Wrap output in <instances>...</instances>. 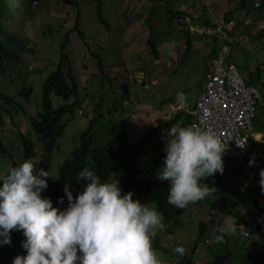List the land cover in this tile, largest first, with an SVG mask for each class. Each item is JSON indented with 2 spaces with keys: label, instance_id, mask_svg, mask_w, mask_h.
Instances as JSON below:
<instances>
[{
  "label": "rangeland",
  "instance_id": "obj_1",
  "mask_svg": "<svg viewBox=\"0 0 264 264\" xmlns=\"http://www.w3.org/2000/svg\"><path fill=\"white\" fill-rule=\"evenodd\" d=\"M75 1L78 2L77 8L64 4L62 0H51L39 4L35 3L31 10H28L26 6L22 7L23 11L27 13L26 18L28 21L22 25L21 29L26 39L29 38L31 41H34L32 46L33 55H26L21 76L11 74L10 72H7L6 76H0V90L6 91V97L9 98L10 96V98L14 99V105L7 107L10 112H0L3 117L2 124L0 125V141H2L7 149V154H0V180L4 177L3 175L7 174L9 167L19 166L26 158L25 148L21 142V134L26 135L31 141H34L33 150L38 157L37 162H39L40 156L44 151V144H41L37 140L31 128L30 121L31 119H36L38 113L41 112L42 85L47 74L53 72L59 64V39L60 37L63 39V35L65 34H69V42L65 53L70 63H72L74 78L80 85H87L88 88L93 87L96 91L93 93V98L98 99L101 95H105L106 102L117 100L113 98V94L106 93L109 90V86L105 87L107 90L103 87V83L109 82L108 78L111 77L116 79L118 86L115 87V92L122 94L125 100L131 95L135 100V103L132 105H139L136 109H133L129 105V102H124L127 108H131V110H127H130L133 115V118L129 121L133 123V126L124 127V130H126L128 141L136 138V142H133L135 144L140 142V132L144 138L148 131L156 126L157 118L162 115H167L168 112L164 111V109L170 103L176 102L175 96L178 91L185 93L187 97L186 102H189L191 106L195 105L197 96L203 91L202 78L209 64V60L207 61L209 51L205 47V44L195 42L190 54L184 60H176L174 63L172 61L170 63L164 62L165 60L170 61L168 51L170 52L173 47L183 43V30L178 21L177 23L173 22L168 25L159 24V33L161 34L157 39L162 40L163 37L167 39L156 43L157 50L163 59L157 65V62L154 63L155 58L148 44L150 33L144 25L148 9L143 8V1ZM98 1L101 2L103 18L106 19L108 28L97 20ZM157 1L159 2L160 0ZM166 1L170 4L169 8L174 14L182 10L181 7L184 6L190 7L188 10L190 16L195 15L196 17L199 16V12L203 7L208 10L211 9L208 12L214 13L215 16H221L225 11V7L221 4L220 0H203L205 2L204 6L202 0ZM196 2L201 6L195 4ZM228 2L231 3L232 0H228ZM158 10L163 11L160 6H156V11ZM261 13L264 14V9ZM15 20L17 26V23L20 21V16L15 17ZM76 23L77 27L75 28ZM154 23L155 25L158 24L156 21ZM78 25L79 32H82L80 34H85L86 39L78 37ZM14 29V36L20 38L22 33L19 29L15 27ZM50 29L52 30L51 34H49ZM243 34L249 38V41L241 45V47L238 45L230 47L228 61L233 64L235 63L239 74L245 77V80H252L260 86L264 102V29H260L257 26L255 29V34H259L257 38H250L248 34ZM219 44L220 41L217 47H219ZM182 52L184 54L185 51H181L180 55ZM95 54L97 57L93 56ZM99 58L104 60L103 73H101L96 65ZM117 63H123V67L114 69ZM171 64H174L173 68ZM141 68L143 71L139 73H143V79L147 87H143L140 84V79L136 78V71ZM124 72L131 73L132 76H127ZM10 75L14 77L13 85L11 84V80H9ZM153 79L157 80L155 86L150 84ZM30 87L33 89L31 98H24L20 93ZM89 96L82 93L80 100L82 102L89 100ZM55 102L56 100H54V105L56 106ZM87 112L88 110H86L83 117L78 115L77 110L75 117L72 119L73 121L70 123V129L67 132V140L61 144L60 149L58 147L59 150L52 156L51 166L48 172L51 177L47 178L48 187L58 177V169L63 165V161L70 157L72 151L80 142L77 137L80 133L79 130L82 128L84 130L85 128L81 122L85 121ZM257 112L259 111L257 110ZM260 116L262 117L259 120L254 121V128L255 132L260 131L264 135V109ZM78 121H81V124ZM153 136L151 135V138ZM152 140L154 139L152 138ZM252 144L253 146L256 144H264V140L260 143H255L252 140ZM11 156L12 160L10 158ZM254 160L255 163H259L256 158ZM2 168L5 169V173L2 172ZM259 179L260 177L258 175L253 176L252 180L257 181L251 182L249 190L240 192L243 195H238V198L231 203L212 202L208 205L207 199L205 198L202 201L189 204L187 211L182 216H177L173 220L167 221V223L162 219L161 226L155 229V232L159 236L161 244L167 246L168 253L158 250L155 246V239H152V246L161 264H177V256L179 255L173 251L177 246H182L185 250L182 263H187L186 260L192 259L193 262H197L202 257L200 255L201 253L194 255V257L191 254L197 241L200 244V252L205 247L203 242L206 239V235L201 239L199 238V224L204 219V212L210 206L217 209L220 219L226 228L230 227V223H232V218L230 217L233 216V212L241 221L249 222L253 225L256 224L259 221L258 207H264V193L261 191ZM220 180L221 187L227 189H235L234 186L237 185L236 181L239 180L241 182V179H238V176L233 173H229L227 176L220 178ZM225 194L228 195V192L225 191ZM150 206L156 209V205ZM207 222L208 224L210 223L208 216ZM209 227L215 228L213 226ZM234 234H228L231 237V239H228V250L232 251L234 247H237V252L228 264H246L244 260L250 258H253L256 263L260 262L262 260L260 257L261 254L256 249L258 244H255L258 238L253 237L246 242L235 243L232 240ZM222 241L226 243V240ZM215 247L221 251L227 250V248ZM213 249L216 251L215 248ZM206 250L207 248L205 247ZM174 254L177 256H174Z\"/></svg>",
  "mask_w": 264,
  "mask_h": 264
},
{
  "label": "trees",
  "instance_id": "obj_2",
  "mask_svg": "<svg viewBox=\"0 0 264 264\" xmlns=\"http://www.w3.org/2000/svg\"><path fill=\"white\" fill-rule=\"evenodd\" d=\"M46 1L51 0H0V76H6L7 72H10L11 74H17L19 76H21V74L23 73L21 70L23 67V63L26 61V55H33L32 46L34 44V41H31L29 38L26 39V37L23 35L24 33L21 27L25 22L28 21V19L26 18L27 13L23 11L22 7L26 6L28 10H31L32 6L35 3L39 4ZM140 1H143V8L148 9L144 25L148 28L150 33L148 44L155 58L154 63L157 62L158 65L159 61L163 60L157 50L156 43L167 39L166 37H163L162 40L157 39L161 34L159 33V24L168 25L173 22L177 23V21L181 25L183 30V43L181 45L178 44L173 47V49H171L172 52L170 50V61L165 60V63H170L171 61L174 63L176 62V60H184V58H186L188 54H190L195 42L205 44V47H207V50L209 51L207 61L217 55V52L219 50V47H217L219 38L217 36L209 37L192 32V29H195L196 26L198 28L205 29L213 26L212 21L208 18L209 16L206 8L203 7L200 12V15H202V17H196L195 15L190 16L188 14V10L190 9V7L188 6L181 7L182 10H180L177 14H174L173 12H171L169 8L170 4L166 0H160L159 2L157 0ZM62 2L68 6L76 8L78 7V2L75 0H62ZM98 2L99 6L97 7L98 11L96 15L97 20H99L101 24L107 27V21L105 18H103V11L100 5L101 2ZM255 2L256 0H251V3L248 4L247 0H245L240 4L243 6V10H248L255 7ZM195 4L201 6L198 2H196ZM204 5L205 2H203V6ZM156 6H160L163 11H156ZM261 8H264V0H261ZM232 12H230V14H232ZM17 16H20V21L17 23L18 27L15 24V17ZM231 17L232 16L227 15V20H229ZM155 21L158 22V24L155 25ZM14 27L19 29V31L22 33L20 38L14 36ZM76 27L77 23L75 25V28ZM49 32V34H51L52 30L50 29ZM77 32L78 37L86 39L85 34H80L82 32H79V25ZM68 39L69 34H65L63 35V39L61 37L59 39V64L53 72L47 74L42 85L41 112L38 113L36 119H32L30 121L31 128L36 135L37 140L41 144H44V153L42 156V163L40 164L41 166L39 165L40 168L45 169L47 172L49 171L52 156L61 148V144H63L65 140H67V132L70 129V123L75 117L77 110L79 116H84L83 114L86 113V110H88L87 115H90L85 116V118L87 117L85 119L87 124H85L86 122L84 123L78 121L85 126L84 130L83 128L79 130L80 133L77 139L79 138L80 142L72 151V155H70L68 159H65L63 161V165L58 169V177L56 178L54 183L47 189V194L45 193V197H49L52 200L54 207L60 209L66 207L68 203L66 198L63 205L58 203V199L60 197H64L65 195L63 191L64 185L68 183L71 186L70 190L72 191L73 197L75 198V196L82 190L84 184L83 181L77 180L78 172L81 171L85 166H88L100 177L101 182H112L115 180H119L122 194L132 192L134 194L133 199H138L141 201V203L146 204L149 207H151L150 205H156L155 208L157 212L162 215V219H164L166 223L167 221L173 220L177 216H182L187 211L186 209H188L189 205L184 209H177L166 202L168 195V183L167 181H160L157 178V172L162 166V161L165 156V153L163 151L164 142L162 140V135L167 133L168 130L174 125L183 127L184 125H186L185 127L190 126L193 123V119L191 117L189 118L188 115H185V107H183V110L178 114H170L157 118L158 120L156 126L154 128H151L144 138L142 133L139 131V137L141 138L139 143H133L136 142V138H133L131 140L129 139L130 141H128V136L126 134V130H124V127L133 126V123L129 122L131 121L130 119L133 118V115L130 112L131 108H127L124 105L125 99L123 95L119 92H115V87H118L116 79H113L111 77L108 78L109 82L103 83V87L105 88L109 86V90L106 91V93H109L111 95L113 94V98H116L117 100L106 102L105 95H101L98 99L93 98V93L96 92L93 87L88 88L87 85H80L74 78L72 63H70V60L65 53L69 42ZM226 43L228 45L230 44V47H235L238 44V42L229 43L228 41H226ZM238 46L241 45L238 44ZM181 51H185L184 54L182 52V54L180 55ZM93 56L97 57L96 54ZM96 65L100 69L101 73H103L104 60L99 58ZM173 65L174 64H171V67H173ZM119 67H123V63L115 64L114 69H119ZM140 71H143L142 68L136 71V75H140V78L143 79V73H139ZM124 73L127 76L131 75V73L129 74L128 72ZM13 78L14 77L10 75L9 80H11L12 85L14 84ZM248 82L250 86L253 85V87H257V84H255L252 80H248ZM202 84L203 91L200 95L197 96L196 102L198 98L204 93V77L202 78ZM258 88L260 89V87ZM105 90H107V88H105ZM32 92L33 89L30 87L26 90L24 89V92L20 94L24 98L30 99ZM82 93L86 96L90 95L89 100H85L84 102H82L80 100V96ZM5 94L6 91L0 90V112L3 111L7 113L9 111L7 110V107L14 105V99L10 98V96L9 99ZM260 94L262 95L261 89ZM54 100H56V106L54 105ZM126 100H130V98ZM134 103V99L130 101V105L133 107V109H136V107H138L139 105L133 106L132 104ZM174 103L176 102H172L170 104ZM186 104L190 103L186 102ZM80 106L83 108H81ZM258 107L260 108L258 109L259 112L255 114V120H259L262 117L260 116V114L264 109L263 99H261V101H257V108ZM105 108H107L106 111H104ZM127 109L130 110L128 111ZM183 113L186 117L184 119H181V114ZM2 120L3 117L0 113V125L2 124ZM151 135H154L152 137L154 140L152 141ZM20 137L22 139L21 142L25 147L26 159L34 158V141H30V138L26 137V135L24 134H21ZM250 144L251 143H249L248 148L251 149L249 151L251 154L247 153L245 157L246 167H244L243 169L241 168L238 176V179H241V182L239 180L236 181L237 185L234 186L235 189H227L225 187H221V185H218L217 181L212 176L201 182L207 184L211 190V195L206 197L208 205L212 202H221L224 204H228L229 202L234 201L236 198H238V195H243V193L240 192H242L243 190H249L251 182L257 181L252 180V178L256 175L259 176V171L261 169L260 165H264V145L256 144L255 146H253V144ZM4 147L5 146L3 145L2 141H0L1 155L7 154V149ZM149 152H151V154H149ZM86 157H90L92 159V165L89 166L86 164ZM10 158L12 160V157ZM255 158L259 163H254L252 166H249V160ZM262 168H264V166ZM2 172L5 173L4 168H2ZM250 175L252 176L250 177ZM211 179H213L214 181ZM225 191L228 192V195L225 194ZM211 210H215V212L210 216L221 220L217 209L213 206H210L207 209V212H210ZM230 218H232L230 227L234 228L235 233L241 232V222L239 219H237L234 212L233 216ZM261 218L263 220V216H261ZM202 220L203 221L199 224V238L201 239L206 235L205 240L210 239L211 245L216 249V251H214L213 248H209L205 251V247L203 246V251L199 252V254L201 253L200 255L202 257L198 259L197 264H206L207 262V264H228L230 259L236 254L237 247H234V250L232 251L228 250V239H231V237L228 236V234H222L219 231H217L215 235L212 236L215 230L213 228H210L209 226L214 227V223L210 222L208 224V222H205L204 219ZM263 225L264 224L262 221L256 225L251 226L253 230L252 234L244 232L245 234H248L249 237L242 238V241L246 242L248 240H251L253 237L258 238V241L255 242V244H258V247L256 249L258 250V252H260V257L262 259L258 263L254 262L253 258L246 259L244 260L246 264H264V231H262ZM219 226L225 227L222 221L220 222ZM220 236H225L222 240H226V243L228 245L221 239H218V237ZM24 239V236H22V238L19 239L12 248L8 250H0V264H12V261L15 257L23 256L26 254L24 249L21 247V242ZM154 239L156 241L155 246L157 247V249L168 253L167 246L165 244H161L160 238L157 234H155V236L153 237V240ZM198 243L199 241H197L193 248V255L196 254V250H199ZM215 246L221 247L222 249L227 248V250L221 251ZM211 249L213 250L211 251ZM174 256L177 255L174 254ZM177 258L179 261V256H177ZM182 259L183 256L180 257V261H177V264L182 263ZM186 262L187 263L182 264H192V260H186Z\"/></svg>",
  "mask_w": 264,
  "mask_h": 264
},
{
  "label": "clouds",
  "instance_id": "obj_3",
  "mask_svg": "<svg viewBox=\"0 0 264 264\" xmlns=\"http://www.w3.org/2000/svg\"><path fill=\"white\" fill-rule=\"evenodd\" d=\"M237 1L232 0L229 3L228 0H220L225 7L221 16L208 12L211 9H207V13L213 26L217 20H224L226 25L233 23V30L228 31V35L230 38L243 37L244 41L238 44L244 45L249 38L243 33L248 34L250 38H256L259 36L255 34L257 26L264 29V14L261 13L264 8L262 9L260 4L243 10L240 3L245 0H240L239 3ZM250 2L251 0H247V3ZM227 15L232 17L227 20ZM198 17L202 15L199 14ZM246 20L250 21L248 25H245ZM219 41L221 42L220 38ZM233 42L236 41L229 43ZM136 78L140 79L143 87H147L144 79L140 76ZM246 82L248 84V80ZM156 83L155 79L150 82L152 86ZM258 87L260 86L254 88L260 93ZM129 98L130 100L124 102H129L130 105L133 98L131 95ZM261 99L260 94L259 100ZM175 100V105L169 104L164 109L168 112L167 115L182 111L187 97L183 91H178ZM196 104L197 102L194 106H189L195 108ZM257 110L256 102L254 118L251 119L252 129L242 132L247 141V148L252 140L255 143L264 140V135L260 131L255 132L254 128ZM181 115L182 119L186 117L184 114ZM192 125L187 127L174 125L162 136L165 156L157 172V178L162 182L167 181L166 202L177 209H184L189 204L202 201L211 195L210 187L201 183L208 177L212 176L218 185H221L220 178L229 173L236 176L240 173L233 160L223 155L225 148L220 135L210 128ZM250 150H247V153H250ZM43 153L39 162L34 152V158H25L19 166L10 167L0 180V250H8L22 236L25 238L21 242V247L26 254L15 257L12 264H161L152 246L155 229L161 226L162 221V215L156 209L133 199L132 192L122 194L119 180L101 182L100 177L88 166L77 175V180L84 182L82 190L74 198L71 186L66 183L63 188L65 195L58 199V203L63 205L66 198L67 206L63 209L54 207L52 200L45 197L46 190L50 187L47 178L51 176L49 171L39 168ZM85 160L87 165L93 164L90 157H86ZM254 163V159L249 160V166ZM263 166L260 165L259 171L262 193H264ZM258 211L259 221L256 224L262 221L264 224V207H258ZM214 212L215 210L204 212V221L207 222L208 216L210 222L214 223L215 232L212 236L217 231L222 234H234V228L219 226L221 220L210 216ZM240 222L241 232L235 233L232 237L235 243H241L242 238L249 237L244 232L253 233L251 228L253 224L241 220ZM224 237L220 236L218 239ZM203 245L207 249L212 247L210 239L205 240ZM173 251L183 256L185 250L182 246H177ZM199 252L200 250H196V254ZM192 263L197 264L193 259Z\"/></svg>",
  "mask_w": 264,
  "mask_h": 264
},
{
  "label": "built area",
  "instance_id": "obj_4",
  "mask_svg": "<svg viewBox=\"0 0 264 264\" xmlns=\"http://www.w3.org/2000/svg\"><path fill=\"white\" fill-rule=\"evenodd\" d=\"M249 23V20L245 21V25ZM233 27V23L226 25L224 20H217L213 27L192 29L199 35L217 36L221 42L204 75V93L198 98L195 108L186 104L184 111L193 119V125L210 128L220 135L225 148L223 155L232 159L237 171H240L246 167L245 157L249 150L242 132L252 129L251 119L254 118V106L260 99V93L250 87L236 65L228 61L230 48L224 41H244L243 37H229L228 31Z\"/></svg>",
  "mask_w": 264,
  "mask_h": 264
},
{
  "label": "bare ground",
  "instance_id": "obj_5",
  "mask_svg": "<svg viewBox=\"0 0 264 264\" xmlns=\"http://www.w3.org/2000/svg\"><path fill=\"white\" fill-rule=\"evenodd\" d=\"M261 4V1L260 0H256V2H255V7H257V6H259ZM194 5V4H193ZM203 7V6H202ZM200 9V8H199ZM208 11V10H207ZM187 12V11H186ZM199 12V11H198ZM205 12V11H204ZM217 12V11H216ZM200 13V12H199ZM206 13V12H205ZM207 18V17H206ZM182 19V18H181ZM185 19V18H184ZM191 22V21H190ZM208 22V21H207ZM210 25H211V23H210ZM197 27V26H196ZM211 27V26H210ZM187 29V28H186ZM191 29V28H190ZM205 38V37H204ZM205 40V39H204ZM211 40V39H210ZM215 40H216V38H215ZM230 45V44H229ZM238 45V44H237ZM240 45V44H239ZM241 47V46H240ZM235 64V63H234ZM135 74V73H134ZM137 76H140V75H137ZM141 77V76H140ZM204 77V76H203ZM245 78V77H244ZM249 83V82H248ZM255 86V85H254ZM205 90V89H204ZM8 99V98H7ZM10 99V98H9ZM8 99V100H9ZM54 102V101H53ZM11 103V102H10ZM63 105V104H62ZM85 105V104H84ZM61 106V105H60ZM3 107V106H2ZM81 107V106H80ZM13 108V107H12ZM82 108V107H81ZM8 110V109H7ZM86 110V109H85ZM91 110V109H90ZM20 111V110H19ZM92 111V110H91ZM10 112V111H9ZM14 112H16V111H14ZM18 112V111H17ZM181 112V111H180ZM179 112V113H180ZM82 113V112H81ZM16 114V113H15ZM184 114V113H183ZM84 115V114H83ZM88 115H90V114H88ZM87 115V116H88ZM185 115H187L186 113H185ZM11 116V115H10ZM73 116V115H72ZM94 116V115H93ZM84 117V116H83ZM96 117V116H95ZM87 118V117H86ZM85 118V119H86ZM93 118V117H92ZM177 118V117H176ZM187 118H188V116H187ZM186 118V119H187ZM190 118V117H189ZM182 119V118H181ZM32 120V119H31ZM179 120V119H178ZM188 120V119H187ZM186 120V121H187ZM70 121H71V119H70ZM73 121V120H72ZM180 121V120H179ZM182 121V120H181ZM84 123L86 122V121H83ZM188 122V121H187ZM186 123V122H185ZM81 124V123H80ZM85 124H87V122L85 123ZM91 124V123H90ZM180 124V123H179ZM183 124V123H182ZM189 125V124H188ZM63 126V125H62ZM92 126V125H91ZM186 125H184V127H185ZM91 128V127H90ZM92 131V130H91ZM64 132V131H63ZM90 132V131H89ZM91 136H92V134H91ZM55 138V137H54ZM22 140V139H21ZM56 140V139H55ZM26 141V140H25ZM31 141V140H30ZM97 142V141H96ZM95 144V143H94ZM93 144V145H94ZM252 144V143H251ZM250 144V145H251ZM264 145V144H263ZM95 146V145H94ZM5 148V147H4ZM25 148V147H24ZM2 149H3V147H2ZM264 149V148H263ZM6 153V152H5ZM72 155V154H71ZM12 157V156H11ZM13 162V161H12ZM14 165V164H13ZM41 166V165H40ZM45 167V166H44ZM40 168V167H39ZM243 169V168H242ZM213 182V181H212ZM47 191V190H46ZM46 194H47V192H46ZM187 210V209H186Z\"/></svg>",
  "mask_w": 264,
  "mask_h": 264
},
{
  "label": "crops",
  "instance_id": "obj_6",
  "mask_svg": "<svg viewBox=\"0 0 264 264\" xmlns=\"http://www.w3.org/2000/svg\"><path fill=\"white\" fill-rule=\"evenodd\" d=\"M169 50V49H168ZM171 52H172V50H171ZM170 52L168 51V54H169ZM257 140H259L258 138H257Z\"/></svg>",
  "mask_w": 264,
  "mask_h": 264
}]
</instances>
